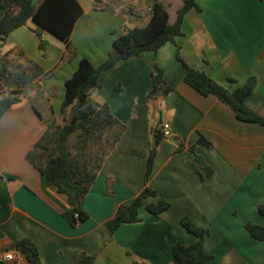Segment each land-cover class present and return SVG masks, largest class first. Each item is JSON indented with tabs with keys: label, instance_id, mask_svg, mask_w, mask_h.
I'll list each match as a JSON object with an SVG mask.
<instances>
[{
	"label": "crops",
	"instance_id": "0c3cea01",
	"mask_svg": "<svg viewBox=\"0 0 264 264\" xmlns=\"http://www.w3.org/2000/svg\"><path fill=\"white\" fill-rule=\"evenodd\" d=\"M77 1L82 13L69 38L76 49L71 59L60 62L65 42L32 19L9 32L0 47L2 53L23 52L43 70L27 88L29 99L20 96L0 117V255L17 253L0 264H27L13 245L23 238L36 246L39 264H77L80 252L93 255L92 264H175L172 244L195 240L181 225L183 217L207 229L204 247L211 258L204 264H264V238L254 239L245 229L247 222L264 226L258 208L264 207V125L241 121L214 95H200L183 82L184 68L176 59L178 52L190 67L231 89L254 76L245 103L264 116V0H195L198 9L186 12L174 41L101 71L90 98L106 104L124 130L84 198L87 217L70 224L62 216L65 196L44 183L26 153L46 122L60 119L64 81L79 59L102 62L119 34L147 22L153 0ZM3 13L0 4V17ZM154 64L171 90L149 97ZM162 122L171 137L161 135ZM199 138L208 145L197 144ZM152 148L155 156L144 179ZM146 187L155 195L144 203L164 198L169 207L153 215L140 206L136 221L110 232L106 223L117 207Z\"/></svg>",
	"mask_w": 264,
	"mask_h": 264
},
{
	"label": "trees",
	"instance_id": "16d2710c",
	"mask_svg": "<svg viewBox=\"0 0 264 264\" xmlns=\"http://www.w3.org/2000/svg\"><path fill=\"white\" fill-rule=\"evenodd\" d=\"M32 1L0 0L1 6L4 7V13L0 17V47L9 32L32 19L65 42L61 63L74 57L76 49L69 38L76 19L82 13L79 2L39 0L33 4ZM93 1L96 5L101 3V0ZM191 8L198 9L195 0H182L173 20L170 21L168 11L161 1L153 0L149 6L148 20L143 26L126 28L119 34L113 40L108 56L98 65H93L86 57H81L77 68L64 81L60 119L46 120V130L25 157L40 172L46 185L54 186L56 192L65 196L68 209L62 212V216L68 223L75 224L87 217L82 209L84 198L124 130V124L111 114L106 104H98L90 98V92L97 85L99 74L119 60L143 51L156 52L164 43L174 41V38L181 34L183 17ZM39 48H43L42 42L39 43ZM176 59L184 68V83L202 96L217 97L232 109L237 119L264 125V116L245 103L246 97L256 84L254 76L247 77L242 84L231 89L217 83L203 71L190 67L178 52ZM42 73L43 70L23 52L0 51V117L12 104L19 101L20 96L29 99L27 88L31 87L38 77H42ZM229 80L233 82V79ZM170 90L171 86L163 79L162 69L154 64L148 96L164 95ZM30 103L41 116L35 104L31 100ZM156 137L158 138V135ZM154 156L155 150L152 148L146 159L144 179L148 177ZM154 195L155 191L146 187L129 204L119 205L114 216L106 223L108 230L113 232L121 223L136 221L140 206L153 215H158L169 207V201L164 198L144 203L146 196ZM258 208L264 211V207L259 205ZM181 225L195 240L188 245L180 242L172 244L174 263L204 264L211 258V254L204 247L207 229L191 223L186 217L181 218ZM245 229L254 239L264 238V226L247 222ZM13 245L25 256L27 264H39L38 251L31 240L23 238ZM93 258L91 254L80 252L77 264H92ZM133 264L141 263L134 261Z\"/></svg>",
	"mask_w": 264,
	"mask_h": 264
},
{
	"label": "built area",
	"instance_id": "2783aa9c",
	"mask_svg": "<svg viewBox=\"0 0 264 264\" xmlns=\"http://www.w3.org/2000/svg\"><path fill=\"white\" fill-rule=\"evenodd\" d=\"M159 130L160 132L162 133V135L164 137H171L172 133H171V129L168 125V123L166 122H162L159 126ZM17 257V253L16 252H13V251H6V252H3L1 253L0 255V260L2 262H11L13 261L14 259H16Z\"/></svg>",
	"mask_w": 264,
	"mask_h": 264
},
{
	"label": "rangeland",
	"instance_id": "374dc122",
	"mask_svg": "<svg viewBox=\"0 0 264 264\" xmlns=\"http://www.w3.org/2000/svg\"><path fill=\"white\" fill-rule=\"evenodd\" d=\"M180 3H181L180 0H175V3L173 1L170 5H166L165 1H163V4H164L166 10L169 12L170 20L175 15V10L180 6ZM47 41H48V38L46 39V42ZM58 70H60V69H58ZM54 73H56V71ZM55 104H57V102H55Z\"/></svg>",
	"mask_w": 264,
	"mask_h": 264
},
{
	"label": "water",
	"instance_id": "95a60500",
	"mask_svg": "<svg viewBox=\"0 0 264 264\" xmlns=\"http://www.w3.org/2000/svg\"><path fill=\"white\" fill-rule=\"evenodd\" d=\"M47 30V29H46ZM49 31V30H48ZM52 33V32H51ZM154 141H155V137H153V143H154ZM196 143L197 144H199V145H202V146H207L208 145V142H206L204 139H202V138H199L197 141H196ZM152 147H153V144H152ZM194 161H196V162H198V163H200L201 164V157L199 156V155H196L195 157H194ZM31 264H32V262H31Z\"/></svg>",
	"mask_w": 264,
	"mask_h": 264
}]
</instances>
